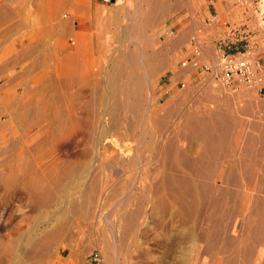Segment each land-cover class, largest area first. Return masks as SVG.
Wrapping results in <instances>:
<instances>
[{"label": "rangeland", "instance_id": "374dc122", "mask_svg": "<svg viewBox=\"0 0 264 264\" xmlns=\"http://www.w3.org/2000/svg\"><path fill=\"white\" fill-rule=\"evenodd\" d=\"M138 1L140 4V0ZM171 1L172 11L160 19V23L156 20L149 25L142 19L139 10L137 11V6L140 5H137L136 0H0V126L8 121L4 126L11 124L14 130V135H11L14 136V141L19 143L23 137L21 132L24 133L21 129L28 130L27 127L36 120H40L43 127L48 126L43 135L41 134L42 137L35 138L40 143L35 142V139L30 142V154L31 151L34 152V157H30L35 160L31 158V163L35 164L33 167H36L38 176L54 195L53 202L59 197L62 199L55 203L57 205L60 202L57 207L52 202L53 204L42 205L49 206L48 208L34 209L26 197L19 199L14 196L17 190L22 189L20 183L16 182L5 188L0 181V241H5L7 245V240L13 239L18 232H25L27 239L34 237V241L37 240L38 248L39 244L51 239L47 249L42 250L44 252H35V248L30 247L29 239H25L20 245V249H24L25 259L29 257L24 264H264V57L260 59L263 65L261 90L259 85L240 86L234 92L229 91L201 67L217 60L223 52L246 50L254 58L262 56L263 53L255 51V46L264 42V0H217L213 4L217 8L216 12L207 0ZM214 14L217 17L212 21ZM194 36L200 47L197 59L193 56L191 43ZM135 51L139 57L133 56ZM138 51H141V55ZM130 53L131 56H125ZM132 56L135 63L137 59L138 61L128 65L126 57L131 59ZM195 60L198 61L197 67L193 65ZM149 62L155 72L161 69L162 71L157 75L154 70L151 71L155 75L150 71L146 74L145 67ZM159 62L165 67L158 65ZM94 63L100 71H90L92 67L89 66ZM130 65L135 68L131 69ZM158 66H161V69ZM113 70H122L123 75L116 79L109 74ZM124 70H127V73ZM131 71L133 73H130ZM147 77L154 82L150 83L147 92L139 96L137 86L140 82L146 83ZM110 82H113V85ZM121 84L124 86L121 88L129 87L126 90L121 89L122 93ZM213 85H216L214 91ZM126 99H129L130 103H127ZM113 102L118 103L120 109L119 113H116L117 126H120H116L117 129H113L109 116L105 115V106L108 108ZM136 103L140 105V111L131 107ZM26 106L32 107L31 116L22 114L23 118L18 119ZM208 107L227 113L231 128L228 140L226 139V146L228 144L229 147L223 151L226 146L223 148L225 144L221 145L222 149L215 151L216 158L215 153L211 156L213 160L209 176L204 178L206 180L201 178L206 182L203 183L199 178V172L192 171L196 168L175 166L174 161L170 162L174 165L170 164L167 170L166 167L163 169V166L159 165L160 162H157L159 153L152 151L157 150L155 145H166L173 139L174 130L180 126L182 128V116L197 108ZM38 108L39 113L36 111ZM4 109H7L6 113ZM151 110H155L159 118L166 115V110L169 112L161 118L162 125L159 128L162 126L163 134L155 129L156 126L149 115ZM53 115L60 117L56 119ZM40 116L43 117L39 118ZM24 117L29 118L26 121ZM18 120L25 121L22 122L24 128ZM35 130H29V134L34 136ZM242 131L245 133L243 136L240 135ZM153 132L157 134L155 137ZM8 136L10 134L5 133L6 143L0 137V174H5L8 167L13 166L17 175L20 167L18 164L24 159L23 156L20 161L18 157H22L24 147L21 148L23 144L20 143L8 153V139H11ZM153 137L154 141L157 138L158 143L153 141ZM236 139H241L240 143H244L235 144L238 142H235ZM195 141L181 138L178 145L186 150V155L194 157L197 156ZM143 143L150 148H145ZM41 147L44 148L40 150ZM137 147L143 148V153L138 149L137 151ZM236 147L238 151H235ZM20 151L22 155H19ZM153 152H156L157 156L155 153L153 157ZM134 153H137V157L142 156V160H138ZM219 154H223V157ZM130 157L131 160L137 158L134 160L138 161L137 164L140 161L139 166L136 164L132 168L135 162L132 163ZM54 159L59 160L58 163H54ZM127 160L132 163L131 166ZM71 162L75 166L85 164L79 169L80 172L76 171L79 172L78 177V173L68 170ZM234 162L240 168L242 165L247 166V171L242 166L246 173H243V169L238 170ZM141 163L143 164L140 168ZM221 163H224L223 166H219ZM86 165L87 170L83 169ZM229 165H234L231 167L232 175ZM52 172L53 175L57 172L60 174L55 175L58 179L53 183L55 176ZM240 173L243 174L240 176ZM66 174L69 176L65 178ZM72 176L76 177L75 180ZM162 177L170 180L183 177V183L190 189L192 185L194 194H188L191 191L188 187L186 194L183 184H180L182 186L179 185V188L177 184L173 185V180L169 183L170 180L163 178L164 182ZM199 179L202 185L211 184L212 190L209 186V190L205 188L208 192L205 191L202 195ZM48 180L53 185H49ZM172 185L176 187L175 190ZM181 187L184 188L183 191ZM197 188L200 189L195 191ZM221 188L222 194H219ZM182 192H185V196L181 195ZM175 196L179 197V200L175 199ZM120 200H123V205ZM134 209L136 213H132ZM35 210L37 212L34 213ZM134 214L138 215L135 217ZM129 218L135 222L133 226ZM33 231L37 237L33 236ZM53 232L54 235L50 238ZM26 241H29V245H26L30 250L24 247ZM9 246L15 248L13 243H9ZM8 247L0 251V264H10L8 252L5 250ZM95 254L98 255V260H94Z\"/></svg>", "mask_w": 264, "mask_h": 264}, {"label": "bare ground", "instance_id": "6f19581e", "mask_svg": "<svg viewBox=\"0 0 264 264\" xmlns=\"http://www.w3.org/2000/svg\"><path fill=\"white\" fill-rule=\"evenodd\" d=\"M137 1V5L139 4V1L138 0H136ZM177 1V0H176ZM128 3V2H127ZM132 3V2H131ZM173 3H172V1L171 0H140V6H137V11L139 10V13H141V17H143L142 19L143 20H145L149 25L152 23V22H155L156 20L157 21H159L160 19L162 20L165 16H167L171 11H172V9H173V5H172ZM121 7H122V5H120ZM125 6V5H124ZM174 7H175V3H174ZM124 8V7H123ZM132 8V7H131ZM126 9V8H125ZM133 10V9H132ZM135 10V9H134ZM124 11V10H123ZM127 13V12H126ZM126 15V14H125ZM124 17H126V16H124ZM129 18V17H128ZM127 18V19H128ZM142 19H141V22H142ZM132 20V19H131ZM131 20H128V21H131ZM144 21V22H145ZM164 21V20H163ZM143 22V23H144ZM128 23V22H127ZM158 23V22H157ZM159 23H160V21H159ZM135 25V24H134ZM145 26H146V23L144 24ZM157 25V24H156ZM126 26V25H125ZM138 26V25H137ZM152 26V25H151ZM154 26V25H153ZM121 27V26H120ZM155 27V26H154ZM65 28V27H64ZM125 28V27H124ZM129 28H131V27H129ZM27 30V29H26ZM139 31V30H138ZM124 32H125V30H124ZM107 33V32H106ZM131 33V32H130ZM141 33V32H140ZM124 34V33H123ZM133 34H134V32H133ZM135 35H136V32H135ZM140 35V34H139ZM129 36V35H128ZM154 36V35H153ZM127 37V36H126ZM141 37H143V35L141 36ZM132 39V38H131ZM139 39V38H138ZM75 40H77V38L75 39ZM125 40V39H124ZM127 40V39H126ZM125 40V41H126ZM135 40V39H134ZM137 40V39H136ZM143 41V40H142ZM147 40H145V42H146ZM172 41V40H171ZM177 40H175V42H176ZM77 42V41H76ZM79 43V42H78ZM172 43V42H171ZM178 43V42H177ZM99 44V43H98ZM101 44V43H100ZM149 44V43H148ZM179 44V43H178ZM141 45V44H140ZM145 45V44H144ZM96 46H98V45H96ZM101 46V45H100ZM107 46V45H106ZM124 46V45H123ZM136 46V45H135ZM150 46V45H149ZM153 46V45H152ZM108 47V46H107ZM138 47V46H137ZM136 47V48H137ZM123 48V47H122ZM159 48V47H158ZM100 48L98 47V50H99ZM108 49V48H107ZM134 49H135V47H134ZM31 50H33V49H31ZM133 50V49H132ZM131 50V51H132ZM122 51V50H121ZM134 51V50H133ZM102 52V51H101ZM125 52V51H124ZM139 52H141V51H138V54H140ZM152 52H154V51H152ZM51 53V52H50ZM107 53H108V51H107ZM128 53V52H127ZM135 54L133 55V56H135V55H137V52L135 51L134 52ZM157 53V52H156ZM132 54H133V52H132ZM131 53L130 54H128V55H125V56H131L132 55ZM141 55V54H140ZM154 55H155V52H154ZM131 57V59H130V57H126V59H128L127 61H126V63L128 64H136L137 63V61H138V59L136 60V63H135V59H133L134 57ZM138 56V55H137ZM139 57V56H138ZM156 57V56H155ZM67 59V58H66ZM120 59V58H119ZM143 59V58H142ZM164 59V58H163ZM105 60V59H104ZM121 60V59H120ZM156 59H154V61H155ZM162 60V59H161ZM106 61V60H105ZM140 61H142V60H140ZM151 61V60H150ZM157 61V60H156ZM166 61V60H165ZM121 62V61H120ZM160 62H162L163 63V61H160ZM158 63V65H162L161 63ZM64 63V62H63ZM70 63V62H69ZM102 63V62H101ZM103 63H104V61H103ZM125 63V64H126ZM150 63L151 62H149L148 64H146V65H144V66H146L145 67V69H146V71H145V73L146 74H148V71H150V72H152L151 70H154V72L156 71L155 70V68L154 67H152L151 68V66H149L150 65ZM166 63V62H165ZM164 63V64H165ZM92 64V63H91ZM125 64H123L124 66H125ZM128 64V65H129ZM155 63L153 62V65H154ZM64 65V64H63ZM103 65V64H102ZM115 65H116V63H115ZM118 65V64H117ZM128 65H127V67H128ZM131 66V65H130ZM163 66V65H162ZM89 67H92V68H88L90 71H98L99 69L97 68V66L95 65V63L93 64V65H90ZM114 67V66H113ZM121 67V66H120ZM126 67V68H127ZM133 66H131L130 68L131 69H133V68H135V67H133ZM156 67V69H158L157 68V66H155ZM159 67V66H158ZM161 67V66H160ZM159 67V68H160ZM163 67H165V65L163 66ZM166 67H167V65H166ZM105 68V67H104ZM125 68V67H124ZM123 68V69H124ZM125 68V69H126ZM144 68V67H143ZM154 68V69H153ZM161 69V68H160ZM159 69V70H160ZM165 69V68H164ZM128 70L130 71V69L128 68ZM100 71V70H99ZM125 71V73H127V70H124ZM133 71V70H132ZM130 72V73H133V72ZM160 71H162V69L160 70ZM160 71H157V72H155L156 73V75L158 74V72L160 73ZM42 73V72H41ZM94 73V72H93ZM124 73V74H125ZM136 73V72H135ZM97 74V73H96ZM110 75H113L114 77H116V79H118L119 77H121L122 75H123V72H122V70L121 71H117V70H113V71H111L110 73H109ZM109 74H107L108 75V78H109ZM128 74H129V72H128ZM151 74H154L153 72L151 73ZM129 75H131V74H129ZM145 75V74H144ZM155 75V74H154ZM125 76V75H124ZM135 76L136 75H134L133 77L135 78ZM138 76V75H137ZM69 77V76H68ZM128 77V76H127ZM131 77H132V75H131ZM70 78V77H69ZM105 78H107V77H105ZM144 78V77H143ZM110 79V78H109ZM115 79V78H114ZM124 79H126L125 77H124ZM123 79V80H124ZM129 79V78H128ZM56 80V79H55ZM108 80V79H107ZM120 80V79H119ZM122 80V79H121ZM122 80V81H123ZM153 80V79H152ZM264 80V79H263ZM67 81V80H66ZM109 81H111V79L109 80ZM112 81H114L115 82V80H112ZM58 82V81H57ZM117 82V81H116ZM115 82V83H116ZM154 82V80L151 82L150 81V79H149V77H147V82L146 83H139V86H137V88H139V90H138V95L140 96V94L141 93H144V92H147V89H148V87H150V83H153ZM49 83V82H48ZM71 83V82H70ZM106 83H108V81L106 82ZM111 84L113 83V82H110ZM109 83V84H110ZM135 83V82H134ZM21 84V83H20ZM31 84V83H30ZM67 84H68V82H67ZM119 84H120V82H119ZM138 85V83L136 82L135 83V85ZM113 85V84H112ZM116 85V84H115ZM67 86V85H66ZM117 86V85H116ZM214 86H216V85H213V91H214V89H215V87ZM31 87V86H30ZM112 87V86H111ZM121 87H124L122 84H121V86H120V91H121V89L123 90V89H125L126 90V88H129V87H125V88H121ZM134 87V86H133ZM132 87V88H133ZM257 87V86H256ZM54 88V87H53ZM135 88V87H134ZM133 88V89H134ZM217 88V87H216ZM48 89V88H47ZM91 89V88H90ZM219 89V88H218ZM30 90V89H29ZM119 90V89H118ZM137 90V89H136ZM117 91V90H116ZM115 91V92H116ZM127 91H128V89H127ZM127 91H125L126 93H127ZM34 92V91H33ZM123 91H121L120 93H122ZM125 92L123 93V94H125ZM129 92V91H128ZM137 92V91H136ZM215 92H216V90H215ZM240 92V91H239ZM52 93V92H51ZM131 92H129V94H130ZM212 94H215L216 95V93H213V92H211ZM219 93V92H218ZM15 94V93H14ZM95 96V95H94ZM126 96H128V94L126 95ZM132 96V95H131ZM56 97V96H55ZM129 97V96H128ZM13 98V97H12ZM23 98V97H22ZM54 98V97H53ZM58 98V97H57ZM109 98V97H108ZM138 98V97H137ZM20 100V99H19ZM33 100V99H32ZM106 100V99H105ZM150 100V99H149ZM40 101V100H39ZM126 101H127V103H130L129 102V99L127 100L126 99ZM142 101V100H141ZM33 102V101H32ZM107 102V101H106ZM138 103H139V101H137ZM35 103V102H34ZM111 103V102H110ZM138 103H136L135 105H130L131 107H134V108H137V110H139V106H138ZM27 105H28V102L26 103ZM22 105V104H21ZM20 105V106H21ZM111 106H109L108 108L105 106V108L107 109H105L104 111H105V115H108L109 116V119H110V125H112V127H113V129L114 128H116V126L118 125V121L116 120V119H118V118H116V116L118 117V115H116V113H117V111H118V113H119V104L118 103H114L113 102V104H110ZM128 105V104H127ZM25 106V105H24ZM125 106V105H124ZM143 106V105H142ZM27 107V108H26ZM22 111L23 112H21V114H20V116L18 117V119H21V118H23V117H21V115L23 114V116H29L30 114H32V113H30V112H32L31 111V108H30V106H26ZM123 107V106H122ZM127 107H129V105L127 106ZM151 107V106H150ZM5 108H7V107H5ZM143 108V107H142ZM149 108V107H148ZM165 108V107H164ZM228 108V107H227ZM10 109V108H9ZM21 109H22V107H21ZM67 109V108H66ZM125 109V108H124ZM126 109H128V108H126ZM130 109V108H129ZM153 109V108H152ZM162 109V108H161ZM169 109V108H168ZM167 109V110H168ZM7 110V109H6ZM5 109H4V112L6 111ZM34 110V109H33ZM40 109L38 108V110L36 109V111L38 112ZM43 110H45V109H43ZM166 110V111H167ZM56 111V110H55ZM140 111V110H139ZM144 111H146V110H144ZM162 111V110H161ZM164 112V114L166 113V115H167V113H169V112ZM191 111V110H190ZM8 113H9V111H7ZM35 112V111H34ZM42 110H41V114H42ZM171 112V111H170ZM180 112V111H179ZM229 112V111H228ZM231 112V111H230ZM229 112V113H230ZM239 112H240V110H239ZM6 113V112H5ZM7 113V114H8ZM39 113V112H38ZM60 113V112H59ZM117 113V114H118ZM228 113V114H229ZM17 114V113H16ZM34 114V113H33ZM44 114V113H43ZM47 114V113H46ZM148 114V113H147ZM227 113H224V112H222V111H220V110H218V109H213V108H210V107H208V108H205V109H195V110H193V111H191V112H189L187 115H184V116H182L183 118V121H182V128H181V126L179 127V128H177L176 130H174V136H173V139L171 140V141H169V142H167L166 143V145L165 144H163V143H161V144H159L158 143V141H156V139H155V141H154V135L156 134H154V132H153V141L154 142H156V143H158L157 145H155V148H156V146H157V150H155L154 148H152V149H154V150H152V151H157L159 154H158V156H157V153H156V156L159 158L158 160H157V162L159 161L160 162V166H163V169H164V167H166V169L165 170H167V166H168V168H169V166H171V165H174V164H171L173 161H174V163L176 164L175 166H177V165H182V167H190V168H192V169H194V168H196V169H194V170H192V171H195L194 173H196V172H199V174H197V175H200L199 176V178L201 179V178H207L208 176H209V173H210V170H211V166H212V160L213 159H211L212 157V155L215 153V151H218V149L219 148H221L220 146L221 145H224V146H222L223 148L226 146V139L228 140V135H229V132H230V119H229V115L227 116L226 115ZM248 114V113H247ZM4 115V114H3ZM54 115H56L55 113H54ZM53 115V116H54ZM62 115V114H61ZM137 115V114H136ZM149 115H150V118L153 120H151L152 122H154V125L156 126L155 127V129H157L158 130V133H160L161 132V130L163 129L162 128V126H161V129L159 128V126L160 125H162V119L161 118H164V117H161V118H159V116H158V113L154 110V111H150V113H149ZM16 116V115H15ZM31 116V115H30ZM39 116V115H38ZM59 116V115H58ZM58 116L56 117V116H54V118H58ZM231 116H232V114H231ZM21 117V118H20ZM43 117V116H42ZM41 116L39 117V118H42ZM60 117V116H59ZM70 117V116H69ZM148 117V116H147ZM177 117H178V115H177ZM25 118V117H24ZM27 118H29V117H27ZM27 118H25L26 119V121H27ZM106 118V117H105ZM141 118V117H140ZM24 119V120H25ZM48 119V118H47ZM47 119L45 120V121H47ZM76 119V118H75ZM107 119V118H106ZM233 119H234V117H233ZM22 121V122H24L25 123V121ZM49 120V119H48ZM59 120V119H58ZM105 120V119H104ZM127 120V119H126ZM232 120V119H231ZM19 121V120H18ZM40 121V120H39ZM39 121H35V122H33L32 124H30L31 126L30 127H27L28 128V130H22L21 129V131H24V133H22L21 132V135L23 134V137L22 138H20L21 139V142L20 143H22L23 144V146H20L21 148H23L24 147V150H23V155H22V152L19 154V155H22V157H18V160H22L23 159V156H24V159H23V161H21L19 164H18V166L20 165V167H18V174L16 175V171L17 170H13V166H9L8 168V170H7V172L5 173V174H3V175H1L0 174V181L5 185L4 187L6 188V187H8V186H12V185H14L16 182L19 184L20 183V185H21V187H22V189L21 190H17V192L14 194V196L16 197H18L19 199H23V197H26L27 199H28V201L29 202H31V205L30 206H32L34 209H37V208H41L42 207V205H46V204H49V203H52L53 202V200L55 199L54 198V195L48 190V186L45 184V183H43V181H42V179L38 176V174H37V170H36V167L34 168L33 166L35 165V164H33V163H31L32 161V157H34V156H32V154L34 153L33 151H31V154H30V150L29 149H31V148H29V146H30V142H32V140L34 141V139L35 138H39V137H42L41 136V134L43 135V132H45V128L47 129V127L45 126V127H43L42 126V124H41V122H39ZM54 121H55V119H54ZM53 121V122H54ZM19 122H21V121H19ZM22 122H21V124H22ZM104 122V121H103ZM107 122V121H106ZM121 122V121H120ZM136 122V121H135ZM5 123H8V121H6ZM4 123V125H7V124H5ZM54 123H56V122H54ZM105 123V122H104ZM107 123H109V122H107ZM163 123H164V121H163ZM176 123H178V122H176ZM238 123V122H237ZM3 124V123H2ZM20 124V123H19ZM57 124V123H56ZM55 124V125H56ZM73 124V123H72ZM130 124V123H129ZM137 124V123H136ZM167 124V123H166ZM180 124V123H179ZM241 124H243V123H241ZM0 126V137L2 138V139H4V143H6L7 142V140L5 139V133L7 134V132H8V134H10V136H8L9 138H11V139H13L12 141H10L11 139H8V145H7V151H8V153H10V152H12L18 145H20V143L19 142H17V143H19V144H17L15 141H14V136H12V135H14L13 134V127L11 126V124H10V126L8 125V127H5V126ZM24 125H26V124H24ZM74 125V124H73ZM119 125H121V124H119ZM134 125V124H133ZM153 125V126H154ZM165 125V124H164ZM184 125V126H183ZM236 125V124H235ZM28 126V125H27ZM20 127H21V125H20ZM25 127V126H24ZM23 127V124H22V128H24ZM71 127V126H70ZM74 127V126H73ZM166 127V126H165ZM242 127V126H241ZM249 127V126H248ZM252 127V126H251ZM44 128V129H43ZM50 128H52V127H50ZM57 128V127H56ZM117 128H120V126H117ZM116 128V129H117ZM33 129H36L35 130V134H33L34 136H32V134H29V130L31 131V130H33ZM108 129V128H107ZM110 129V128H109ZM115 129V130H116ZM255 129V128H254ZM253 129V130H254ZM44 130V131H43ZM70 130V129H69ZM114 130V131H115ZM124 130V129H123ZM130 130V129H129ZM147 130V129H146ZM57 131H58V129H57ZM113 131V130H112ZM116 131H118V130H116ZM155 131V130H154ZM160 131V132H159ZM163 131V130H162ZM164 131H166V130H164ZM235 131V130H234ZM248 131V130H247ZM250 131H252V130H250ZM256 131V130H255ZM55 132V131H54ZM60 132V131H59ZM67 132V131H66ZM70 132H72V130L70 131ZM69 132V133H70ZM73 132H74V130H73ZM111 132V131H110ZM146 132V131H145ZM155 132H157V131H155ZM261 132V131H260ZM50 133H53V132H50ZM150 133V132H149ZM172 133V132H171ZM231 133H232V131H231ZM244 132L242 131V133L240 132V135H242ZM249 133H252V132H249ZM257 133V132H256ZM12 134V135H11ZM40 134V136H38ZM67 134V133H66ZM151 134V133H150ZM161 134H163L162 132H161ZM247 134V133H246ZM21 135H20V137H21ZM46 135V134H45ZM152 135V134H151ZM157 135V134H156ZM159 135V134H158ZM235 135H236V133H235ZM237 135H238V133H237ZM244 135H245V133H244ZM150 136V135H149ZM148 136V137H149ZM160 136V135H159ZM232 136V135H231ZM230 136V137H231ZM243 136V135H242ZM7 137V138H8ZM51 137H53V136H51ZM62 137V136H61ZM181 138H185V139H194V141L195 142H197L196 144H195V148H196V152H197V156H194V157H190V156H188V155H186L187 153H186V150L184 149V148H180V146L178 145L179 143V141H180V139ZM241 138V137H240ZM244 138H245V136H244ZM243 138V139H244ZM16 139V138H15ZM44 139H46V138H44ZM48 139V138H47ZM152 139V138H151ZM159 139V138H158ZM163 139V138H162ZM166 139V138H165ZM229 139H231V138H229ZM242 139V141H244ZM37 139H35V142H38V141H36ZM147 140H148V138H147ZM238 139H236L235 140V142L237 141ZM239 140H241V139H239ZM238 140V142H234L235 144H237V143H240V141ZM245 140H247V139H245ZM10 141V142H9ZM48 141V140H47ZM152 141V142H153ZM160 141V140H159ZM187 141V140H186ZM35 142H34V145H36L37 146V144H35ZM231 142V141H230ZM38 143H40V141L38 142ZM50 143H51V141H50ZM138 142H136V144H137ZM147 143V142H146ZM228 143V142H227ZM232 143H233V141H232ZM232 143H230V145L232 144ZM241 143H244V142H241ZM240 143V144H241ZM21 144V145H22ZM48 144V143H47ZM52 144H53V140H52ZM142 144V143H141ZM140 144V146L142 147V145ZM144 144V143H143ZM153 144H155V143H153ZM239 144V145H240ZM38 145H40V144H38ZM45 145V144H44ZM133 145H135V144H133ZM239 145H237V146H239ZM35 146V147H36ZM41 146V145H40ZM46 146V145H45ZM50 146V145H49ZM137 146V145H136ZM135 146V147H136ZM139 146V145H138ZM144 146H145V148H150V147H148V146H146V144H144ZM150 146H152V144L150 145ZM227 146L229 147V145L227 144ZM227 146H226V148H224L223 149V151L224 150H226L227 149ZM232 146H233V144H232ZM5 147V146H4ZM38 147V146H37ZM6 148V147H5ZM21 148H19L20 150H22ZM39 148V147H38ZM38 148H36V149H38ZM42 148H44V147H41L40 148V150H42ZM46 148H48V146L46 147ZM112 148V147H111ZM132 148V147H131ZM140 147H137L136 148V150L138 149V150H140V152H142L141 151V149H143V148H141V149H139ZM194 148V149H195ZM243 148V147H242ZM241 148V149H242ZM104 149H105V147H104ZM135 149V148H134ZM222 149V148H221ZM229 149V148H228ZM237 149V147L235 148V151H238V150H236ZM137 150V151H138ZM149 150V149H148ZM230 150V149H229ZM2 151V150H1ZM37 151V150H36ZM54 151V150H53ZM99 151V150H98ZM97 151V152H98ZM106 151V150H105ZM113 151H114V149H113ZM135 151V150H134ZM220 151V150H219ZM233 151V150H232ZM241 151V150H240ZM5 152H6V150H5ZM136 152V151H135ZM150 152V151H149ZM195 152V153H196ZM38 153H39V151H38ZM102 153V152H101ZM110 153V152H109ZM143 153V152H142ZM142 153H140V154H142ZM146 153V152H145ZM144 153V154H145ZM154 153V152H153ZM155 153L152 155L153 157H154V155H155ZM219 153H221V152H219ZM36 154V153H35ZM53 154V153H52ZM103 154V153H102ZM134 154H136V157H137V153H134ZM144 154H142V155H144ZM216 154H217V152L215 153V158H216ZM51 155V154H50ZM55 155V154H54ZM104 155V154H103ZM219 155H222V157H223V154H219ZM233 155V154H232ZM231 155V156H232ZM30 156H32V157H30ZM100 156V155H99ZM138 156H139V154H138ZM160 156V157H159ZM97 157H98V153H97ZM96 157V158H97ZM141 157L142 156H140V157H137L138 158V160H139V158L141 159ZM156 157V158H157ZM214 157V156H213ZM227 157V156H226ZM234 157V156H233ZM22 158V159H21ZM32 158V159H31ZM98 158H100V157H98ZM101 158H102V156H101ZM137 158H132L133 160H131V157L129 158V160L130 161H133L132 163H134L135 162V164H133V166H131L132 165V163H129L128 162V160H127V162L129 163V165L133 168L137 163L136 162H138V161H136V160H134V159H137ZM170 158H173L172 160H170ZM229 158V157H228ZM243 158H245L244 156H243ZM243 158H240L241 159V161L243 160ZM128 159V158H127ZM34 160V159H33ZM55 160V159H54ZM123 160V159H122ZM125 160V159H124ZM142 160V159H141ZM144 160V159H143ZM215 160V159H214ZM217 160H220L221 161V159H217ZM216 160V161H217ZM35 161V160H34ZM57 161V162H56ZM58 161L59 160H55L54 161V163L56 162V163H58ZM119 161H121V160H119ZM126 161V160H125ZM146 161V160H145ZM144 161V162H145ZM151 161H153L152 159H151ZM172 161V162H171ZM216 161H213V163H216ZM238 161V160H237ZM240 161V160H239ZM240 161V162H241ZM18 162V161H17ZM73 162V161H72ZM71 162V163H72ZM90 162V161H89ZM94 162H96V161H94ZM126 162V163H127ZM143 162V161H142ZM143 162V163H144ZM156 162V163H157ZM171 162V163H170ZM228 162V161H227ZM236 162V161H235ZM234 162V163H235ZM53 162H52V164H54ZM74 163H75V161H74ZM74 163H72L71 165H69V166H71L70 167V169H68L69 167H67V169L71 172V173H75L76 171H79V169H81L82 168V166H84V165H82V166H75L74 165ZM77 163V162H76ZM119 163H122V162H119ZM124 163V162H123ZM122 163V164H123ZM128 163H127V165H128ZM139 163H140V161H139ZM139 163L136 165V166H139ZM143 163H141L140 164V168H141V165L143 164ZM225 163H226V161H225ZM237 163V162H236ZM235 163V165H237L238 166V164H236ZM239 163V162H238ZM246 163V162H245ZM33 164V165H32ZM83 164V163H82ZM116 164V163H115ZM145 164H147V162L145 163ZM171 164V165H170ZM224 164V163H223ZM223 164L221 163V164H219V166H223ZM229 164H231V163H229ZM38 164H36V166H37ZM40 165V164H39ZM126 165V166H127ZM241 165V164H240ZM56 166V165H55ZM88 165H86L85 167L86 168H84L83 167V169H86L87 170V167ZM124 166V165H123ZM126 166H124V167H126ZM130 166H128V167H130ZM147 166V165H146ZM215 166L216 165H214V168H215ZM218 166V167H219ZM230 166V172L231 171H233L232 169H231V167L233 168V166L232 165H229ZM236 166V167H237ZM242 166H244V165H242ZM241 166V168L238 166L237 167V169L238 168H240V170L241 169H243V167ZM40 167V166H39ZM57 167V166H56ZM78 167V168H77ZM130 167V168H131ZM179 167V166H178ZM181 167V168H182ZM187 167H186V169H187ZM227 167H228V165H227ZM250 167V166H249ZM50 168V167H49ZM129 168V169H130ZM138 168V167H137ZM160 168V167H159ZM173 168V167H172ZM174 168H176V167H174ZM190 168H188V170H190ZM213 168V167H212ZM213 168V169H214ZM247 166H244V169L247 171ZM38 169H40V168H38ZM59 170H60V167L58 168ZM82 169V170H83ZM139 169V168H138ZM215 169H217V168H215ZM221 169V168H220ZM242 170V171H244L243 173H246L245 172V170ZM46 170V169H45ZM54 170V169H53ZM56 170V169H55ZM59 170H56V171H58L59 172ZM64 170V169H63ZM127 170V169H126ZM227 170H228V168H227ZM239 170V169H238ZM62 171V170H61ZM65 171V170H64ZM63 171V173H65ZM69 171H67V172H69ZM81 171V170H80ZM79 171V172H80ZM85 171V170H84ZM140 171V170H139ZM139 171H137V172H139ZM145 171V170H144ZM171 171H172V169H171ZM170 171V172H171ZM214 172H215V170H213ZM234 171H236V170H234ZM16 172V173H15ZM43 172H45V171H43ZM42 172V173H43ZM57 172V173H58ZM79 172H76V177H78L79 176ZM86 172V171H85ZM85 172H82V173H85ZM146 172V171H145ZM225 172V171H224ZM228 172H229V170H228ZM229 172V173H230ZM241 172V171H240ZM46 173H47V170H46ZM57 173H55V175H57ZM62 173V174H63ZM132 173H133V171H132ZM166 173H168V172H166ZM173 173V172H172ZM172 173H170V174H172ZM175 173V172H174ZM177 173V172H176ZM190 173H191V171H190ZM236 173H238V172H236ZM243 173H240V176H241V174H243ZM52 175L54 174L53 172L51 173ZM143 174V173H142ZM146 174V173H145ZM163 174V173H162ZM180 174V173H179ZM191 174H193V173H191ZM211 174H212V172H211ZM214 174V173H213ZM247 174H248V172H247ZM55 175H53V176H55ZM58 175H60L59 173H58ZM68 174H66L64 177L66 178V176H67ZM111 175V174H110ZM124 175V174H123ZM136 175V174H135ZM139 175V174H138ZM141 175V174H140ZM194 175V174H193ZM196 175V176H197ZM227 175V174H226ZM230 175V174H229ZM231 175H232V172H231ZM246 175V174H245ZM69 176V175H68ZM119 176V175H118ZM144 176V175H143ZM163 176H164V174H163ZM168 176V175H167ZM178 176V175H177ZM180 176V175H179ZM178 176V177H179ZM181 176H182V174H181ZM184 176V175H183ZM242 176H244V175H242ZM59 177V176H58ZM62 177H63V175H62ZM62 177H61V179H62ZM63 177V178H64ZM73 177V176H72ZM71 177V178H72ZM75 177V176H74ZM74 177H73V179H74ZM75 177V178H76ZM173 177V176H172ZM198 177V176H197ZM224 177V176H223ZM227 177V176H226ZM51 178V177H50ZM57 177L55 176V178L52 180V183H53V181L54 180H57L56 179ZM69 178V177H68ZM118 178V177H117ZM163 178L164 177H162V180H163ZM185 179H186V177H184ZM214 178H215V176H214ZM228 178H229V180H230V177L228 176ZM248 178H249V176H248ZM128 179H130V177L128 178ZM164 179H166V180H170L169 178H164ZM176 179V180H175ZM200 179H199V182H200ZM226 179V178H225ZM235 179V178H234ZM234 179H232V180H234ZM51 180V179H50ZM50 180H48V183L50 182V184L49 185H53V184H51V181ZM75 180V179H74ZM73 180V186H75L76 184H75V181ZM80 180V179H79ZM171 180H173L174 182L175 181H177V182H180V183H175L174 184V182H173V185L174 186H176V184L179 186L180 184H183V187H185V189L184 188H182V190L181 191H183V189L185 190V192H186V194H187V191L188 190H186V189H188L189 188V190H191V189H193L194 190V188H192V185H191V189H190V187H188V186H186L185 185V183H183L184 182V179H183V177L182 178H173V179H171ZM171 180H170V182L169 183H172L171 182ZM196 180V179H195ZM197 180H198V178H197ZM202 180V179H201ZM204 180H206V179H204ZM204 180H202V182L204 183V182H206V181H204ZM209 180V179H208ZM228 180V179H227ZM227 180H225V181H227ZM229 180H228V182H229ZM70 181V180H69ZM68 181V182H69ZM164 181V180H163ZM168 181H166V182H168ZM186 181H187V179H186ZM189 181H192V180H189ZM188 181V182H189ZM214 181V180H213ZM222 181V180H221ZM252 181V180H251ZM61 182H62V180H61ZM67 182V181H66ZM71 182V181H70ZM69 182V184H71ZM81 182V181H80ZM165 182V181H164ZM182 182V183H181ZM195 182H197L198 184H199V182L198 181H195ZM202 182H200L201 183V185H199V186H201V190H202V192H203V194L202 195H204V193H205V191H207V190H209V188L207 189V187H209L210 185H208V183H207V185L208 186H206V183H205V185L203 184L202 185ZM209 182H210V180H209ZM223 182H224V179H223ZM236 182V181H235ZM234 182V183H235ZM163 183V182H162ZM169 183H167V184H169ZM58 184V183H57ZM67 184V183H66ZM75 184V185H74ZM161 184V183H160ZM164 184V183H163ZM186 184H187V182H186ZM191 184V183H190ZM61 185V184H60ZM165 185H166V183H165ZM172 185V186H173ZM185 185V186H184ZM188 185V184H187ZM66 186V185H65ZM70 186V185H69ZM72 186V187H73ZM170 186H171V184H170ZM173 186V187H174ZM180 186H182V185H180ZM180 186H179V188H180ZM190 186V185H189ZM9 187V188H10ZM51 187V186H50ZM58 187V186H57ZM59 187H61V186H59ZM80 187V186H79ZM188 187V188H187ZM196 187V186H195ZM235 187V186H234ZM52 188V187H51ZM53 188H54V186H53ZM56 188V187H55ZM68 188V187H67ZM76 188H77V186H76ZM156 188V187H155ZM171 188V187H170ZM207 190H206V189ZM210 188H211V186H210ZM217 188V187H216ZM216 188H214V189H216ZM57 189V188H56ZM59 189H61V188H59ZM74 189V188H73ZM91 189V188H90ZM176 189V187H174V190ZM177 189H178V187H177ZM200 188H197V190H195V191H198ZM213 189V190H214ZM54 190V189H53ZM63 190V189H62ZM69 190V189H68ZM171 190H173L172 188H171ZM200 190V191H201ZM211 190H212V188H211ZM244 190V189H243ZM72 191V190H71ZM178 191V190H177ZM199 191V192H200ZM217 191V190H216ZM222 188L220 189V193L219 194H222ZM179 192V191H178ZM184 192V193H185ZM192 190L190 191V193H188V194H194V191L192 192ZM208 192V191H207ZM207 192H206V194H207ZM211 192V191H210ZM219 192V191H218ZM154 193V192H153ZM179 193H181V192H179ZM183 193V192H182ZM181 194V195H184L185 196V194ZM58 194V193H57ZM56 194V195H57ZM68 194V193H67ZM196 194V193H195ZM209 194V193H208ZM212 195L214 194L213 193V191H212V193H211ZM242 194V193H241ZM178 195V194H177ZM200 195H201V192H200ZM218 195V194H217ZM58 196V195H57ZM57 196H55V197H57ZM126 196V195H125ZM128 196V195H127ZM187 197L189 196V195H186ZM209 196V195H208ZM222 196V195H221ZM78 197V196H77ZM177 196H175V199H178V198H176ZM191 197V196H190ZM201 197H203V196H201ZM207 197V196H206ZM209 197H211V195L209 196ZM218 197V196H217ZM63 198V197H62ZM69 198V197H68ZM211 198H213V197H211ZM216 198V197H215ZM220 198V197H219ZM61 198L59 197V199L57 200V201H59ZM187 199V198H186ZM189 199V198H188ZM204 199V198H203ZM206 199V198H205ZM214 199V198H213ZM221 199H222V197H221ZM62 200V199H61ZM60 200V201H61ZM63 200H65V199H63ZM124 200V199H123ZM123 200H120V202L122 203V205H123ZM179 200V199H178ZM215 200V199H214ZM56 201V202H57ZM69 201V200H68ZM125 201H126V198H125ZM205 201V200H204ZM212 201V200H211ZM254 201V200H253ZM28 202V203H29ZM55 202V203H56ZM64 202V201H63ZM62 202V203H63ZM188 202V201H187ZM213 202V201H212ZM238 202V201H237ZM236 202V203H237ZM54 203V202H53ZM52 203V204H53ZM54 203V204H55ZM60 202H58V204H59ZM67 203V202H66ZM71 203V202H70ZM183 203V202H182ZM186 203V202H185ZM190 203V202H189ZM207 203V202H206ZM205 203V204H206ZM216 203H218V201H216ZM215 203V204H216ZM57 204V205H58ZM208 204H209V202H208ZM214 204V205H215ZM232 204V203H231ZM56 205V204H55ZM57 205H56V207H57ZM121 204H119V207L120 206H122ZM192 205H193V202H192ZM213 205V206H214ZM216 205H218V204H216ZM233 205V204H232ZM254 205V204H253ZM125 206V205H124ZM206 206V205H205ZM44 207V206H43ZM42 207V208H43ZM49 207V206H48ZM48 207H44V208H48ZM50 207H52V205L50 206ZM106 207V206H105ZM173 207V206H172ZM196 207V206H195ZM31 208V207H30ZM29 208V209H30ZM41 208V209H42ZM121 208V207H120ZM122 210H124L125 208H121ZM32 210V209H31ZM39 210V209H38ZM122 210L120 211V213L122 214L123 212H122ZM127 210V209H126ZM137 210V209H136ZM202 210V209H201ZM237 210V209H236ZM118 211H119V209H118ZM131 212H132V210H130ZM188 211V210H187ZM195 211V210H194ZM34 213L35 212H37L36 210L35 211H33ZM124 212H125V210H124ZM127 212V211H126ZM125 212V213H126ZM219 212V211H218ZM116 213L118 214V212L116 211ZM130 213V212H129ZM132 213H136L135 212V209H134V212H132ZM131 213V216L133 217V214ZM138 213V212H137ZM127 214H128V212H127ZM140 215H141V213H139ZM228 214H229V212H228ZM124 216H125V214H123ZM135 215V214H134ZM136 215H138V214H136ZM136 215H135V217H136ZM229 215H231V214H229ZM128 216V215H127ZM127 216H126V218H127ZM131 216H129L130 218H131ZM41 218V217H40ZM129 218V219H130ZM138 218V217H137ZM140 218V217H139ZM138 218V219H139ZM235 218V217H234ZM131 220V219H130ZM129 221V220H128ZM132 222V226L135 224V222H133V220H131ZM138 222H139V220H137ZM230 222V221H229ZM233 222V221H232ZM247 222V221H246ZM130 223V224H131ZM210 223V222H209ZM128 225H129V223H127ZM138 224V223H137ZM259 225V224H258ZM131 226V225H130ZM139 226V225H138ZM135 227V226H134ZM55 228V227H54ZM129 228V227H128ZM133 228V227H132ZM136 228H137V226H136ZM136 228H134V229H136ZM259 228V227H258ZM37 229V228H36ZM131 229V228H130ZM49 230V229H48ZM215 230V229H214ZM131 231V230H130ZM37 232V231H36ZM207 232V231H206ZM237 232V231H236ZM35 232L33 231V236H35L36 235V233L34 234ZM134 233V232H133ZM204 233V232H203ZM204 234H206V233H204ZM257 234V233H256ZM53 235H54V232L53 233H51L50 234V238L51 237H53ZM187 235V234H186ZM201 235V234H200ZM32 236V235H31ZM256 236V235H255ZM28 237H30L29 235H28ZM36 237H37V235H36ZM35 237V238H36ZM39 237V236H38ZM201 238V237H200ZM208 238V237H207ZM240 238V237H239ZM261 238V237H260ZM25 239H27V235L25 234V232H18L17 233V235L13 238V239H11V240H7V245H6V242L5 241H0V251H1V249H3V248H5V247H8V244L9 243H13V245H14V247L15 248H10V246L7 248V249H5L6 250V252H10V255H8V253H7V256L9 257V260H10V264H24V261H26V259H28L29 257V255H27V257L28 258H26L25 259V253H24V249H20V245H21V243L22 242H24L25 241ZM29 239V241L31 242V245H30V247L31 248H35L34 249V251L35 252H44V251H42V250H44V249H47V247L50 245V241H51V239H47L44 243H42V244H39V247L37 248V240L36 241H34V237H32L31 239L30 238H28ZM27 239V240H28ZM41 239V238H40ZM245 239V238H244ZM33 240V241H32ZM260 240V239H259ZM9 241V242H8ZM29 241H26L25 243H24V247H26V248H28L27 247V245H29L28 243H29ZM5 242V243H4ZM263 242V241H262ZM210 242H208V244H209ZM23 244V243H22ZM27 244V245H26ZM26 245V246H25ZM23 247V246H22ZM30 247L28 248L29 250H30ZM26 248H25V250H26ZM208 248V247H207ZM236 248V247H235ZM10 251H9V250ZM4 250V251H5ZM27 251V250H26ZM34 252V253H35ZM205 252V251H204ZM216 254V253H215ZM34 255V254H33ZM209 255V254H208ZM251 255V254H250ZM35 256V255H34ZM196 256V255H195ZM248 256V255H247ZM261 256V255H260ZM253 257V256H252ZM31 258H33V257H31ZM211 258V257H210ZM195 259V258H194ZM250 259V258H249ZM33 261H34V259H32ZM193 261H195V260H193ZM236 261H237V259H236ZM27 262V261H26ZM25 262V263H26ZM35 262V261H34ZM237 263V262H236ZM27 264V263H26ZM29 264V263H28ZM31 264V263H30ZM34 264V263H33ZM229 264V263H228Z\"/></svg>", "mask_w": 264, "mask_h": 264}, {"label": "built area", "instance_id": "2783aa9c", "mask_svg": "<svg viewBox=\"0 0 264 264\" xmlns=\"http://www.w3.org/2000/svg\"><path fill=\"white\" fill-rule=\"evenodd\" d=\"M208 4L213 6L214 0H207ZM215 12V11H214ZM217 17L216 14L211 17L213 21ZM229 36V35H228ZM194 58L200 55V47L197 38H191ZM261 57H252L248 51L223 52L217 60L211 63L201 65L202 70L209 73L212 79L220 82L227 90L236 91L240 86H261L262 84V64ZM194 66H198V61L193 62ZM262 86L259 88L261 90ZM94 260H98V255H94Z\"/></svg>", "mask_w": 264, "mask_h": 264}, {"label": "crops", "instance_id": "0c3cea01", "mask_svg": "<svg viewBox=\"0 0 264 264\" xmlns=\"http://www.w3.org/2000/svg\"><path fill=\"white\" fill-rule=\"evenodd\" d=\"M217 0H214V2H216ZM215 7V6H214ZM217 11V8L215 7V12ZM255 51H257V52H261V53H263L264 54V42L262 43V44H260L259 46L258 45H256L255 46Z\"/></svg>", "mask_w": 264, "mask_h": 264}]
</instances>
